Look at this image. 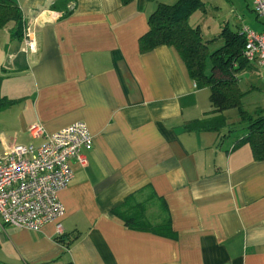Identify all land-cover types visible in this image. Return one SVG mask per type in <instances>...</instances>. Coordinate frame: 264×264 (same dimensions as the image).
<instances>
[{"label":"crops","instance_id":"1","mask_svg":"<svg viewBox=\"0 0 264 264\" xmlns=\"http://www.w3.org/2000/svg\"><path fill=\"white\" fill-rule=\"evenodd\" d=\"M13 1L36 51L21 50L11 25L0 30V154L40 144L28 134L33 123L51 133L85 122L93 144L57 193L62 232L57 220L38 231L0 222V264H264V160L247 144L232 148L227 127L188 128L213 117L209 90L172 47L138 49L148 16L177 0H69L65 16L52 9L57 0ZM199 1L188 23L205 40L224 26L264 29L252 0ZM239 86L245 109L264 108L257 63L239 73ZM223 115L238 121L235 109ZM161 201L170 236L114 213L140 211L154 225Z\"/></svg>","mask_w":264,"mask_h":264},{"label":"trees","instance_id":"2","mask_svg":"<svg viewBox=\"0 0 264 264\" xmlns=\"http://www.w3.org/2000/svg\"><path fill=\"white\" fill-rule=\"evenodd\" d=\"M120 1L125 5L133 0ZM68 2L69 0H57L51 7L62 10L65 16L71 10L67 6ZM200 4L199 0L159 3L148 16V30L138 39V49L145 52L158 45L172 47L195 85L209 90L210 113L214 114L213 117L193 122L188 128L199 127L219 132L227 127L232 148L247 144L256 160H264V108L257 107L252 111L245 109L242 98L246 92L239 86V73L249 63L243 56L244 37L240 31L224 26L217 37L203 39L199 28L188 23V17ZM23 24V13L19 6L13 0H0V30L11 25L10 38L21 40ZM215 44L218 46L211 49ZM229 109L236 110V123H226L223 112ZM159 204L162 215L160 221L154 225L140 211L122 215L116 209L114 213L120 215L128 227L170 236L171 225L167 209L163 201ZM60 241L63 242V239Z\"/></svg>","mask_w":264,"mask_h":264},{"label":"built area","instance_id":"3","mask_svg":"<svg viewBox=\"0 0 264 264\" xmlns=\"http://www.w3.org/2000/svg\"><path fill=\"white\" fill-rule=\"evenodd\" d=\"M256 16L264 20V0H252ZM245 44L243 56L257 63L264 71V29L254 31L240 27ZM24 53L36 51L35 40L29 31L23 32ZM28 134L41 139L33 144H13L0 154V222L17 228L38 231L42 225L59 219L64 209L57 193L71 182L74 172L71 161L85 165L83 154L93 144L92 135L85 122L78 121L54 132L33 123ZM61 223L56 221V231L61 233Z\"/></svg>","mask_w":264,"mask_h":264},{"label":"rangeland","instance_id":"4","mask_svg":"<svg viewBox=\"0 0 264 264\" xmlns=\"http://www.w3.org/2000/svg\"><path fill=\"white\" fill-rule=\"evenodd\" d=\"M190 16H191V15H190ZM190 16H189V17H190ZM189 19H190V18H189ZM192 22H193V20H192ZM217 46H218V45H213V46H211L210 48H211V49H214V48L217 47Z\"/></svg>","mask_w":264,"mask_h":264}]
</instances>
